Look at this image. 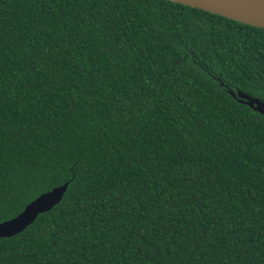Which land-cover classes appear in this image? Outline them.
Here are the masks:
<instances>
[{"label":"trees","instance_id":"1","mask_svg":"<svg viewBox=\"0 0 264 264\" xmlns=\"http://www.w3.org/2000/svg\"><path fill=\"white\" fill-rule=\"evenodd\" d=\"M264 28L172 0H0V264H264Z\"/></svg>","mask_w":264,"mask_h":264},{"label":"water","instance_id":"2","mask_svg":"<svg viewBox=\"0 0 264 264\" xmlns=\"http://www.w3.org/2000/svg\"><path fill=\"white\" fill-rule=\"evenodd\" d=\"M172 1L215 13L251 26L264 28V0H232L234 1L233 5H219L210 0ZM228 92L232 97L237 98L239 102L246 104L248 107L264 115V102L238 90L235 93L230 90ZM66 187L67 181L39 193L27 202L16 215L0 221V237H9L23 230L38 214L48 211L52 206L57 204L65 192Z\"/></svg>","mask_w":264,"mask_h":264},{"label":"bare ground","instance_id":"3","mask_svg":"<svg viewBox=\"0 0 264 264\" xmlns=\"http://www.w3.org/2000/svg\"><path fill=\"white\" fill-rule=\"evenodd\" d=\"M216 4H219V5H222V4H228V5H233L234 4V1L232 0H210Z\"/></svg>","mask_w":264,"mask_h":264}]
</instances>
